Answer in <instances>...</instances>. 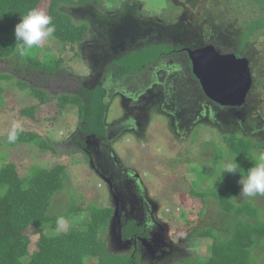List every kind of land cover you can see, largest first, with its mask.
Wrapping results in <instances>:
<instances>
[{
	"label": "rangeland",
	"instance_id": "obj_1",
	"mask_svg": "<svg viewBox=\"0 0 264 264\" xmlns=\"http://www.w3.org/2000/svg\"><path fill=\"white\" fill-rule=\"evenodd\" d=\"M86 1L64 5L75 23H86L90 29V35L73 48L79 53L64 51V44L56 39L45 40L36 51L49 64L61 59L58 69L47 72L27 63L15 68L0 59V74L11 76L0 80V167L12 163L17 174L28 177L54 164L64 165L65 185L53 196L49 210L65 212L70 200V206L74 203L78 209L61 215L66 220L62 231L80 227L89 217L90 204L110 206V223L101 233L109 251L127 253L141 264L206 257L213 237H225L231 227V214L219 208L211 193L225 160L235 158L246 173L253 166L252 157L264 151V31L250 43L242 37L245 23L260 16V11L264 14V4L260 0ZM152 43L187 49L211 44L219 52H233L231 48L241 52L249 60L254 80L244 104L227 107L210 102L192 80L182 50L159 60L167 73L150 65L120 79L121 87L137 83L143 89L139 93L131 86L130 93L138 97L131 102L116 88V68L109 64L128 50ZM106 71L111 81L106 84L104 120L113 130L88 137L82 150L73 140L79 128L78 108L60 106L57 100L75 94L78 85L98 84L107 78ZM150 73H157V80ZM34 88L50 101L41 104L29 91ZM30 106H35L33 118L22 112ZM13 125L17 131H37L46 146L8 143ZM231 134L251 139L259 147L251 150V157L234 156L223 140ZM234 176L237 182L241 178L240 172ZM240 188L233 202L252 200L264 220V196L241 199ZM199 192L206 193L202 197ZM115 201L121 206L119 214L114 213ZM127 219L147 229L135 245L119 236L118 225ZM56 227L45 225L44 231ZM203 227L211 234L199 235ZM33 229L27 227L26 233L36 241ZM250 253L255 264H264V240ZM86 264L97 260L88 259Z\"/></svg>",
	"mask_w": 264,
	"mask_h": 264
},
{
	"label": "trees",
	"instance_id": "obj_2",
	"mask_svg": "<svg viewBox=\"0 0 264 264\" xmlns=\"http://www.w3.org/2000/svg\"><path fill=\"white\" fill-rule=\"evenodd\" d=\"M260 1L264 4V0ZM86 2V0H0V59L9 62L15 68L27 63L33 68L47 72L58 69L62 60H55L50 64L41 61L36 55V51L40 48L33 49L26 58L19 57L15 46L14 28L20 22L21 16L29 10L34 8L43 10L52 17L56 27L54 33L56 41L64 44V51L68 49L74 52L76 49L73 48L78 42L90 35V29L86 23H75L65 11L64 5L69 3L77 6ZM244 30L245 36L242 37L249 43L252 38L260 36L264 31V14L260 11V16L255 17L252 22L247 21ZM174 50L173 46L152 43L147 48L128 50L113 59L112 67L116 68L113 76L118 75L115 77L116 88L126 93L124 85L122 87L118 85L125 74H135L162 57L172 54ZM231 50L235 55L243 56L241 52L237 53L232 48ZM76 53H79V50ZM248 64L252 76L249 60ZM2 74L0 80L11 79L10 75ZM104 74L107 76V71ZM107 81L110 82L111 79L109 77L101 79L98 84L91 87L78 85L75 94L58 97L60 106L71 104L78 108L79 128L73 140L80 148L85 149L88 137L107 134L109 126L104 120L108 104ZM253 81L252 76L251 82ZM2 87L0 84V101H2ZM29 91L39 97L41 104L50 101L49 97L40 96L38 88ZM202 93L204 94L203 91ZM34 107L23 108L22 112L33 118ZM17 132V142L46 146V140L37 131L18 130ZM223 140L228 147L227 150L234 156L251 157V150L259 147V143L241 135H224ZM221 151L222 149L218 150L217 154L221 155ZM63 170L64 165L54 164L50 168L40 169L28 177H23L17 174L12 163L0 167V264H86L91 258L96 259L97 264H141L134 256L107 249L101 233L110 223L113 212L110 206L100 207L90 204L89 217L78 228H70L58 234L55 231L50 233L44 231L45 225L56 227L57 217L78 209L74 203L70 206L72 202L70 200L65 212L50 213L51 201L65 185L62 179ZM240 187L233 174L221 173L211 193L217 200L219 208L231 214L228 217L231 227L227 232L224 231L225 237L217 235L213 237L206 257L184 259L177 264H255L250 252L254 245L264 240V220L259 219L258 207L252 200L246 199L241 204L233 202L232 198L237 195ZM205 193L199 192L202 197ZM27 227L34 228V232L38 235L36 241H32L26 233ZM142 228L143 226H138L130 219L123 227V236L137 233ZM203 229L198 233L199 235L211 234L209 228ZM31 244H34L32 251Z\"/></svg>",
	"mask_w": 264,
	"mask_h": 264
},
{
	"label": "water",
	"instance_id": "obj_3",
	"mask_svg": "<svg viewBox=\"0 0 264 264\" xmlns=\"http://www.w3.org/2000/svg\"><path fill=\"white\" fill-rule=\"evenodd\" d=\"M192 72L204 94L223 106H241L251 88L248 59L219 53L212 45L186 49Z\"/></svg>",
	"mask_w": 264,
	"mask_h": 264
},
{
	"label": "clouds",
	"instance_id": "obj_4",
	"mask_svg": "<svg viewBox=\"0 0 264 264\" xmlns=\"http://www.w3.org/2000/svg\"><path fill=\"white\" fill-rule=\"evenodd\" d=\"M56 27L52 17L39 9H31L21 16L20 22L14 28L16 38V50L21 58L28 57L33 49H39L42 43L48 39H55ZM18 138L17 126L13 125L8 133L7 142L15 143ZM253 166L242 172L239 164L234 160L226 159L223 165V173L236 174L240 172L241 185L239 197L241 199L254 198L257 195L264 196V151L252 157ZM66 220L63 216L57 217L55 233L63 230Z\"/></svg>",
	"mask_w": 264,
	"mask_h": 264
},
{
	"label": "flooded vegetation",
	"instance_id": "obj_5",
	"mask_svg": "<svg viewBox=\"0 0 264 264\" xmlns=\"http://www.w3.org/2000/svg\"><path fill=\"white\" fill-rule=\"evenodd\" d=\"M208 45H211V44H208ZM206 46V45H205ZM213 46V45H212ZM174 47V46H173ZM203 47V46H202ZM214 47V46H213ZM175 48V52H173V53H180L181 51L180 50H182V51H184V52H186V55H187V59H188V64H187V66H188V69L190 70V74H191V78H192V80L194 81V83H197L198 85H199V88L201 89V86H200V84L198 83V80L196 79V77L194 76V74H193V72H192V66H191V62H190V59H189V56H188V53H187V51H186V47L185 48H176V47H174ZM201 48V47H200ZM215 48V47H214ZM194 49H197V48H194ZM192 50V49H191ZM215 50H216V48H215ZM217 52H219L218 50H216ZM219 53H224V54H227V53H233V52H225V51H222V52H219ZM234 54V53H233ZM237 56V55H236ZM237 57H240V56H237ZM165 63L164 62H162V61H157L156 63H152L151 64V66L150 67H152V66H154L155 68H154V71L155 70H162V71H164V73H167V71H169V69L168 68H166V65H164ZM111 65V67H112V63L111 64H109V66ZM141 72H143V69L142 70H140L139 72H137V73H141ZM154 73V72H153ZM151 74V76H152V78L154 79V80H157L156 79V77H157V73H155V74ZM109 76L107 75V78H108ZM104 79H106V78H104ZM104 79H102V80H104ZM109 79H111V78H109ZM114 84V83H113ZM137 83H135L134 85H131L135 90H137V91H139V93L143 90V89H141L140 90V88H139V85H136ZM143 85V84H142ZM130 85L129 86H127V85H124V91H126V93H124L123 91V93L125 94L124 95V97L125 98H128V99H130V101L131 102H134V101H136L137 99H138V97H137V95L135 94V93H130L131 91L133 92V88L131 87ZM123 89V88H122ZM202 90V89H201ZM132 100H134V101H132ZM209 101L210 102H212L213 104H216V105H220V104H218V103H216V102H214L213 100H211V99H209ZM227 107H229V106H227ZM232 107V106H231ZM124 121H128V120H124ZM111 126H109V127H107L108 128V131H107V133L109 134V132H110V130H113V129H111L110 128ZM82 150H84V148H81ZM85 154V153H84ZM85 156V155H84ZM110 185V184H109ZM116 192H113V197L115 196V198H116V195L117 194H115ZM139 193V192H138ZM116 202V201H115ZM115 207H116V212H114L115 214H119L120 212H119V209H120V204L118 203V202H116V204H115ZM122 209V208H121ZM119 212V213H118ZM128 220L129 219H127L126 221H124V223L122 224L120 221H118V222H120L119 224L120 225H118L119 227H118V229H119V236H120V238L121 239H126V240H130V241H132L133 243H134V245H135V241H137V239L138 238H141L142 236H144V235H146V226L144 225V224H142V225H138V226H143V228L139 231V232H137V233H134V234H131V235H129V236H127V237H125V236H123V227H124V225L125 224H127V222H128Z\"/></svg>",
	"mask_w": 264,
	"mask_h": 264
}]
</instances>
